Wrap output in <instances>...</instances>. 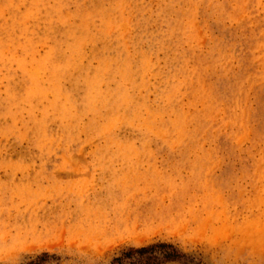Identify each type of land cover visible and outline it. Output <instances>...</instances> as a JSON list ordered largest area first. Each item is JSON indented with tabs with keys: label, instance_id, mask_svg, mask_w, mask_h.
<instances>
[{
	"label": "rangeland",
	"instance_id": "rangeland-1",
	"mask_svg": "<svg viewBox=\"0 0 264 264\" xmlns=\"http://www.w3.org/2000/svg\"><path fill=\"white\" fill-rule=\"evenodd\" d=\"M0 264H264V0H0Z\"/></svg>",
	"mask_w": 264,
	"mask_h": 264
},
{
	"label": "trees",
	"instance_id": "trees-1",
	"mask_svg": "<svg viewBox=\"0 0 264 264\" xmlns=\"http://www.w3.org/2000/svg\"><path fill=\"white\" fill-rule=\"evenodd\" d=\"M141 250H144V249L141 248Z\"/></svg>",
	"mask_w": 264,
	"mask_h": 264
}]
</instances>
